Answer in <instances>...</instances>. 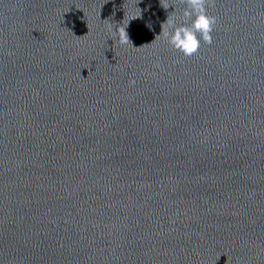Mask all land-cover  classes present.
Instances as JSON below:
<instances>
[{"label":"water","instance_id":"obj_1","mask_svg":"<svg viewBox=\"0 0 264 264\" xmlns=\"http://www.w3.org/2000/svg\"><path fill=\"white\" fill-rule=\"evenodd\" d=\"M184 7L0 0V264H264V0Z\"/></svg>","mask_w":264,"mask_h":264},{"label":"clouds","instance_id":"obj_2","mask_svg":"<svg viewBox=\"0 0 264 264\" xmlns=\"http://www.w3.org/2000/svg\"><path fill=\"white\" fill-rule=\"evenodd\" d=\"M184 5L182 12L183 23H177L170 16H167L166 22L162 23L160 34L167 40L172 48L181 52L186 57L196 54L200 48L201 41L211 45L213 42L212 32L217 23L215 16L208 14V6L214 3V0H179ZM167 10L170 6H162ZM175 9V5H171ZM175 11V10H174ZM141 17V14H140ZM148 26H151L149 22ZM127 24L115 27L108 25V31L118 37L117 42L120 45L132 44L127 32ZM136 81L129 80V86H134Z\"/></svg>","mask_w":264,"mask_h":264}]
</instances>
